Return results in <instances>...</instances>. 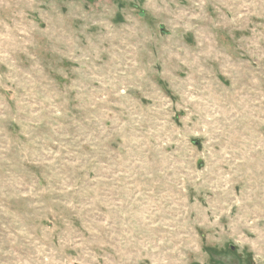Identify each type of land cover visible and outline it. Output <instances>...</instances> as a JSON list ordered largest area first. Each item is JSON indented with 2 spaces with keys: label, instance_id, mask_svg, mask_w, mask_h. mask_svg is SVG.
Masks as SVG:
<instances>
[{
  "label": "rangeland",
  "instance_id": "374dc122",
  "mask_svg": "<svg viewBox=\"0 0 264 264\" xmlns=\"http://www.w3.org/2000/svg\"><path fill=\"white\" fill-rule=\"evenodd\" d=\"M0 264H264V0H0Z\"/></svg>",
  "mask_w": 264,
  "mask_h": 264
}]
</instances>
